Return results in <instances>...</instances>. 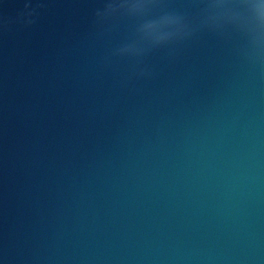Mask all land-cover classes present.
<instances>
[{
    "label": "water",
    "instance_id": "1",
    "mask_svg": "<svg viewBox=\"0 0 264 264\" xmlns=\"http://www.w3.org/2000/svg\"><path fill=\"white\" fill-rule=\"evenodd\" d=\"M106 2L0 0V264H264V64L234 30L264 0L139 64L111 53L141 14Z\"/></svg>",
    "mask_w": 264,
    "mask_h": 264
},
{
    "label": "clouds",
    "instance_id": "2",
    "mask_svg": "<svg viewBox=\"0 0 264 264\" xmlns=\"http://www.w3.org/2000/svg\"><path fill=\"white\" fill-rule=\"evenodd\" d=\"M203 6L197 17L191 18L187 15L176 12H163L155 18H143L153 9L160 7V0H107L103 9L95 13L96 22L105 24L115 18L112 15L114 9H136L141 14L142 27L135 28L133 37L115 48L111 53L116 57H128L141 63L142 58L150 51L157 48H171L193 38L197 31L207 29L211 31H223L219 9L227 7V0H201ZM25 9L30 8L25 4ZM35 10L21 13L20 18L27 24L34 21L30 19ZM28 17L29 19H25ZM166 29V30H164ZM245 39V44L240 50L241 56L252 65L264 64V32L249 34L239 28H235ZM138 75L148 74L147 68H140Z\"/></svg>",
    "mask_w": 264,
    "mask_h": 264
}]
</instances>
